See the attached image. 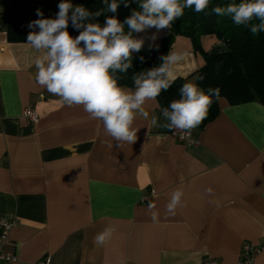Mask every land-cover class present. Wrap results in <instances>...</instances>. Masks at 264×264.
<instances>
[{"label":"crops","instance_id":"obj_1","mask_svg":"<svg viewBox=\"0 0 264 264\" xmlns=\"http://www.w3.org/2000/svg\"><path fill=\"white\" fill-rule=\"evenodd\" d=\"M28 2L57 14L61 0ZM173 51L184 54L174 79L195 83L200 62L189 40L176 38ZM41 55L7 43L0 6V216L17 222L7 247L12 264H237L246 243L262 248L253 264H264V104L221 99L217 117L191 130L194 144L184 145L177 132L151 124L153 115L157 125L167 121L150 101L149 119L135 121V143L119 146L101 121L37 84ZM27 108L37 123L23 118ZM178 188L182 206L169 214ZM109 226L115 232L97 245Z\"/></svg>","mask_w":264,"mask_h":264},{"label":"clouds","instance_id":"obj_2","mask_svg":"<svg viewBox=\"0 0 264 264\" xmlns=\"http://www.w3.org/2000/svg\"><path fill=\"white\" fill-rule=\"evenodd\" d=\"M130 2L123 0L124 7H129ZM120 3L121 0H103L105 8L91 12L83 5L74 6L70 0H61L54 18H44L43 12L37 9L39 18L29 22L28 28L32 31L25 42L43 53L35 61L37 84L60 97L67 106L82 107L91 119L101 121L106 134L119 146L135 143L136 119H149L145 105L171 87L174 82L172 69L184 59L183 53L170 50L161 57L159 66L133 75L134 90L122 87L116 73L127 72L132 67L133 53L144 46V39L133 34L155 28L156 32L149 37V50H152L158 33L171 29L185 8L203 12L211 0H183V3L180 0H139L141 10H132L123 22L116 15L106 16L103 25L93 22L105 10L117 13ZM212 12L230 17L235 25L248 26L253 35L264 32V0H240L239 3L215 6ZM253 20L258 23H252ZM70 22L79 32L75 37L68 31ZM140 59L143 61L144 57ZM179 92L180 98L161 110L167 123L157 125V117L153 115L151 124L190 134L206 119L213 97H220V89L210 87L205 91L198 84L187 82ZM206 192L212 195L213 189L208 188ZM183 196L182 189L171 192L166 206L169 214H175L182 206ZM154 207L149 205L150 210ZM157 216L158 213L152 211L154 220ZM115 230L113 226L106 227L96 235L94 242L105 244Z\"/></svg>","mask_w":264,"mask_h":264},{"label":"trees","instance_id":"obj_3","mask_svg":"<svg viewBox=\"0 0 264 264\" xmlns=\"http://www.w3.org/2000/svg\"><path fill=\"white\" fill-rule=\"evenodd\" d=\"M240 0H211L209 7L203 12L194 8H185L184 13L173 22L171 29L162 36L152 50L150 43H144L139 52H134L132 67L125 73L117 72L118 83L122 87L134 89L133 75L161 64V57L170 50L176 38L189 40L192 53L199 59L200 66L194 74L195 83L205 91L208 88H219L220 97H213V103L206 119L198 126L203 128L212 122L219 112V101L225 100L229 105H240L257 102L264 104V32L253 35L248 26L235 25L230 17L217 16L212 12L215 6H226L239 3ZM139 0H131L129 7H124L121 0L117 13L106 12L93 22L103 25L106 16L116 15L123 22L132 10H141ZM76 5H83L91 12L105 8L103 0H76ZM0 6L6 12V41L8 44H26L30 31V21L38 19L36 10L31 9L28 0H0ZM44 18H54L56 14L43 12ZM252 23H258L253 20ZM38 31V29H36ZM68 31L75 37L79 32L69 23ZM128 31L125 25V32ZM134 35V34H133ZM210 38L217 47L206 50L202 39ZM140 57H144L141 61ZM203 77V79H199ZM186 83L177 78L171 87L162 91L156 98L160 110L167 108L171 101L180 98V88Z\"/></svg>","mask_w":264,"mask_h":264},{"label":"built area","instance_id":"obj_4","mask_svg":"<svg viewBox=\"0 0 264 264\" xmlns=\"http://www.w3.org/2000/svg\"><path fill=\"white\" fill-rule=\"evenodd\" d=\"M23 118L30 123H37L38 116L32 108H27L23 112ZM176 141L184 145L194 144L190 137V134L178 133L175 135ZM17 222L15 220H8L0 216V264H12L15 263L16 257L12 252L7 251L9 245V233L16 226ZM262 251L259 246H254L251 244H244L237 264H253L255 257ZM205 264V263H204ZM206 264H217L211 261Z\"/></svg>","mask_w":264,"mask_h":264},{"label":"rangeland","instance_id":"obj_5","mask_svg":"<svg viewBox=\"0 0 264 264\" xmlns=\"http://www.w3.org/2000/svg\"><path fill=\"white\" fill-rule=\"evenodd\" d=\"M149 31H151L150 35H152L153 33L156 32V29H149ZM160 33L161 32H159L158 38L156 39L157 42L161 39V35L162 34H160ZM150 35L147 34V36H145L144 32H141V33H136V35L134 37H136V38H143L144 39V42H145L146 40H149L148 38L151 37Z\"/></svg>","mask_w":264,"mask_h":264}]
</instances>
